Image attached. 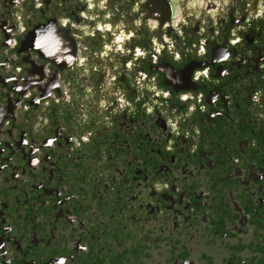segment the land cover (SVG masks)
Segmentation results:
<instances>
[{"label":"flooded vegetation","instance_id":"obj_1","mask_svg":"<svg viewBox=\"0 0 264 264\" xmlns=\"http://www.w3.org/2000/svg\"><path fill=\"white\" fill-rule=\"evenodd\" d=\"M0 264H264V0H0Z\"/></svg>","mask_w":264,"mask_h":264}]
</instances>
